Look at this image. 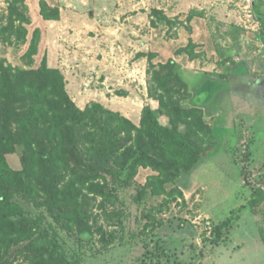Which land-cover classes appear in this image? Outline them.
Returning <instances> with one entry per match:
<instances>
[{
  "label": "rangeland",
  "instance_id": "1",
  "mask_svg": "<svg viewBox=\"0 0 264 264\" xmlns=\"http://www.w3.org/2000/svg\"><path fill=\"white\" fill-rule=\"evenodd\" d=\"M256 1L25 0L30 20L18 31L16 5L0 0V65L60 70L82 109L99 102L140 125L147 105L158 108L149 96L152 65L170 60L188 83L184 105L200 95L203 130L191 135L207 152L201 162L189 172L141 166L129 183L97 180L116 199L84 188L88 232L19 198L57 241L61 264H264V26ZM21 155L8 156L16 169ZM28 252L15 264H32Z\"/></svg>",
  "mask_w": 264,
  "mask_h": 264
},
{
  "label": "trees",
  "instance_id": "2",
  "mask_svg": "<svg viewBox=\"0 0 264 264\" xmlns=\"http://www.w3.org/2000/svg\"><path fill=\"white\" fill-rule=\"evenodd\" d=\"M13 3L21 21L18 31H27V4L25 0ZM254 11L264 25V0L255 2ZM43 12L49 19L60 16ZM20 36L25 40L24 34ZM36 49L34 39L29 51ZM150 72L149 96L158 108L147 105L137 125L99 102L80 108L67 93L58 69L0 65V264H15L21 249L29 251L26 259L32 264L63 262L56 253L57 241L46 239L44 223L30 219L19 198L45 205L63 226L71 229L76 222L84 233L90 229L92 215L80 209L87 200L83 189L117 197L97 180L104 179L103 185H108L106 175H112L129 183L141 166L189 172L201 162L207 152L191 135L203 126L202 119L196 121L200 95L191 97L193 107L184 105L191 94L173 60L153 64ZM162 114L171 126L161 122ZM181 124H186L184 133L179 130ZM18 149L20 169L8 160Z\"/></svg>",
  "mask_w": 264,
  "mask_h": 264
},
{
  "label": "flooded vegetation",
  "instance_id": "3",
  "mask_svg": "<svg viewBox=\"0 0 264 264\" xmlns=\"http://www.w3.org/2000/svg\"><path fill=\"white\" fill-rule=\"evenodd\" d=\"M264 26V25H263Z\"/></svg>",
  "mask_w": 264,
  "mask_h": 264
}]
</instances>
